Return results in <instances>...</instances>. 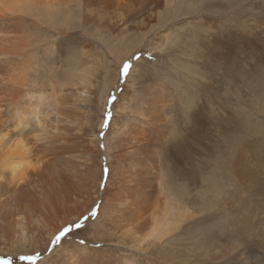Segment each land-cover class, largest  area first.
Returning a JSON list of instances; mask_svg holds the SVG:
<instances>
[{
	"label": "bare ground",
	"instance_id": "1",
	"mask_svg": "<svg viewBox=\"0 0 264 264\" xmlns=\"http://www.w3.org/2000/svg\"><path fill=\"white\" fill-rule=\"evenodd\" d=\"M70 1L0 0V25L11 21L9 26H13L25 15L49 21L64 19ZM108 2L123 17L137 0ZM11 33L0 40V232L7 233V245L29 242L43 249L47 231L49 235L55 233L99 202L103 223L93 239H101L106 248L84 244L75 246L76 252L66 249L69 264H152L137 253L168 248L179 231L184 230L188 236V226L195 220L199 221L201 237L206 238L205 233L208 237L211 224L203 223L208 214L195 209L198 207L213 209L208 212L212 214H231L225 215L231 222L229 230L207 244L213 245L210 256L214 262L201 264H221L216 261L227 258L237 264H264V97L258 92L255 106L261 112L254 120L249 112L242 118L235 115L226 103L224 110L217 111L209 96L213 92L220 101L228 97L229 87L235 85L228 76L235 75L237 68L226 69L223 75L227 78L209 86L202 72L201 96L191 97L187 103L183 138L171 150L177 165L168 164L181 177L183 193L188 195L176 200L161 181L159 158L153 148L154 127L137 130L133 119L126 127L122 122L113 123L106 115L90 136V130L82 127L86 122L91 125L86 109L82 113L81 109L74 112L67 107L61 97L65 83L58 88L51 85L49 91L36 86L38 76L33 79L32 73L37 65L28 52L29 40L25 33ZM258 74L239 70L234 77L238 75L240 81H235L238 87L233 93L247 96L250 85L245 79ZM91 75L92 70L83 66L68 71L67 78L76 87L68 88L71 93L67 95L73 97L68 100L77 96V100L90 103L89 95L95 91ZM260 87L264 89L263 84ZM130 88L127 85L123 89L121 100L128 98ZM147 93L142 118L149 125L157 120L166 102L156 90ZM236 104L239 111L242 106L239 101ZM106 128L114 140V151L107 154L94 145L101 140L98 133L101 135ZM76 129L81 134H73ZM102 167L104 171L111 169L104 186L99 179ZM233 189L234 193L229 194ZM237 230L247 240L259 242L261 251L235 242Z\"/></svg>",
	"mask_w": 264,
	"mask_h": 264
},
{
	"label": "rangeland",
	"instance_id": "2",
	"mask_svg": "<svg viewBox=\"0 0 264 264\" xmlns=\"http://www.w3.org/2000/svg\"><path fill=\"white\" fill-rule=\"evenodd\" d=\"M103 1L71 0L66 7L64 19L55 21L41 17L31 19L27 15L19 17L17 24L14 22V28L9 26L11 21L5 27L0 25V29L5 28L2 30L4 34L0 33V40L12 35L11 31L25 33L29 40L28 52L37 65L32 73L33 79L34 75L38 76L35 78L36 86H42L49 91L51 85L58 88L65 83L61 97L72 111L81 109L80 112L83 113L86 109L84 113H89L91 125L86 122L82 127L90 130V136L95 133L94 128L98 130L106 115L110 116L113 123L122 122L127 124L126 127L133 119L134 129L137 130L143 128L149 131L154 127L153 148L155 157L159 158L162 184L166 185L165 189L168 188L166 190L169 195L176 200L177 197L183 199L188 195L183 193L182 179L168 164L173 167L177 165L176 160L171 158V150L183 138L187 103L191 97L201 96L200 84L204 83L202 72L206 74L208 86L227 78L223 75L226 73L224 71L231 67L237 68L236 74L245 69L258 72L257 77L249 76L245 79L250 85V90L246 86V90H249L247 96L240 97L233 93L238 87V82L235 81H240L238 75L234 77L236 74L228 76L230 83L235 84L229 87L228 97L220 101L213 92L209 96L217 111L224 110L226 103L228 110L235 111V115L241 118L247 112L254 120L260 115L261 111L255 106V100L259 95L264 97V89L260 87L261 84L264 86V0H137V4H132L131 11L126 12L123 17H120L121 13L111 3ZM126 64L129 67L124 72ZM82 66L92 70V91H95L89 95L90 103L77 100V96H74V100H68L70 97L73 99L67 95L71 93L69 89L73 86L67 78L68 71ZM127 85L132 92L128 98L121 100L120 96ZM148 89L158 91L159 96L166 102V109L163 108L156 117L157 120L149 125L142 118ZM213 89L215 91V87ZM258 92L260 93L257 96ZM237 101L242 106L239 111ZM206 109L209 110V107ZM243 128L240 124L239 129ZM75 132L81 134L77 129L72 133ZM108 132L106 128L101 135L98 133L101 140L94 144L99 145L100 151L106 154L114 151V140L112 141L111 136L110 139ZM103 169L105 170L102 167V172L99 171L101 186L105 185L107 175L111 174V169ZM231 193H234V189L229 192ZM233 199L235 200V194ZM199 205L202 204L198 203L197 206ZM101 208L99 202L92 203L91 209L79 219L70 221L51 235L47 231L45 238L49 241L43 242V249L38 244L31 246L29 242L7 245V233L0 232V264H69L71 259L68 261L65 254L68 250L75 251V246L86 244L105 249L101 239H93L103 223V217L99 215ZM195 209L208 214L203 222L204 225H212H209L208 237L206 233V238L201 237L199 221L195 220L188 226V236L186 233L184 235V230L179 231L178 237L168 248L164 247L150 254L135 255L142 256L141 259L145 261L151 260L152 264L214 262L210 256L213 245L207 244L211 242L210 239L215 241L218 239L216 236L229 230L231 222L225 215L231 214H212L208 212L213 209L207 208ZM234 235L237 240L235 242L243 247L249 245V248L256 247L260 250L259 242L247 240L249 238L241 236L238 230ZM249 252L254 253L253 250ZM119 256L123 257V254ZM216 262L238 263L228 258Z\"/></svg>",
	"mask_w": 264,
	"mask_h": 264
},
{
	"label": "snow or ice",
	"instance_id": "3",
	"mask_svg": "<svg viewBox=\"0 0 264 264\" xmlns=\"http://www.w3.org/2000/svg\"><path fill=\"white\" fill-rule=\"evenodd\" d=\"M128 67L129 66L127 64L124 66V72H127L128 71ZM57 239H59V237Z\"/></svg>",
	"mask_w": 264,
	"mask_h": 264
}]
</instances>
